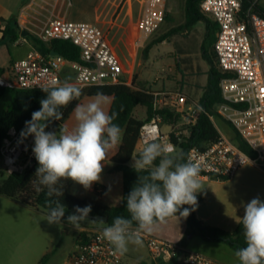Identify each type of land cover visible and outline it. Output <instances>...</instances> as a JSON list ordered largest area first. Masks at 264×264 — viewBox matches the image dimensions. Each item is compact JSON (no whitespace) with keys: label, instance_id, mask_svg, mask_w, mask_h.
Here are the masks:
<instances>
[{"label":"built area","instance_id":"1","mask_svg":"<svg viewBox=\"0 0 264 264\" xmlns=\"http://www.w3.org/2000/svg\"><path fill=\"white\" fill-rule=\"evenodd\" d=\"M137 2L140 17L135 46L141 49L165 22L168 0ZM200 9L218 25L212 51L219 71L227 75L220 83L225 102L217 106V112L232 124L241 138L257 153L256 159L251 158L220 131L218 140L205 149L192 148L188 151L186 161L191 160L201 167L200 179L224 181L233 179L246 164L261 163V167H264V17L252 7L240 18L242 0H202ZM38 39L44 42L70 41L79 48L84 64L68 62L60 55L44 56L39 50L33 49L25 58L12 63L9 76L0 74L1 87L42 90L41 87L53 82L63 83L62 72L65 66L73 69L75 84L81 89L125 84L122 79V64L99 26L51 18ZM25 42L26 39L20 36L15 44ZM236 105L240 107L237 108ZM163 107H170L181 113L186 125H194L203 111L200 103L191 104L182 93L155 92L154 112ZM162 123L159 114L144 123L138 139L139 151L146 142L155 140L177 152L170 136L163 135ZM24 129L25 126L21 130L12 127L2 142L0 167L6 174H23L35 163L32 151L34 136L21 137ZM45 130L50 132L48 128ZM175 135L177 137L181 133L175 132ZM106 226L109 225L86 231V237L78 240L68 264H123L124 255L115 253L113 246L102 238V229ZM143 238L153 264H219L190 251L175 263V255L184 250L181 244L148 235H143Z\"/></svg>","mask_w":264,"mask_h":264},{"label":"clouds","instance_id":"2","mask_svg":"<svg viewBox=\"0 0 264 264\" xmlns=\"http://www.w3.org/2000/svg\"><path fill=\"white\" fill-rule=\"evenodd\" d=\"M41 88L47 96L40 101L41 108L32 113L31 120L25 122L21 137L34 136L32 151L39 166L32 184L37 193L45 192L48 198L46 220L49 224H60L66 208L59 199L51 198L63 195L61 181L71 180L90 190L101 180L102 162L120 144L122 130L113 123L117 114L105 110L107 97L97 93L87 103L76 104L74 126L65 125L59 132H47V122L61 121V109L78 100L82 90L68 81ZM132 160L139 177L127 196L129 217H115L101 233L119 255H124L130 244L142 245L144 234L154 233L168 218L178 216L177 213L179 218H187L189 209L181 211L182 206L189 205L194 211L198 206L197 194L204 188L198 164L184 161L181 154L155 140L146 142ZM91 211V205L77 206L68 215L67 223L76 229L85 221L105 224L101 220L89 221ZM241 223L246 246L234 253L239 264H264V201L257 197L244 205Z\"/></svg>","mask_w":264,"mask_h":264},{"label":"crops","instance_id":"3","mask_svg":"<svg viewBox=\"0 0 264 264\" xmlns=\"http://www.w3.org/2000/svg\"><path fill=\"white\" fill-rule=\"evenodd\" d=\"M251 1L256 5L259 13L264 16V0ZM168 10L167 8V13ZM139 17L140 6L137 0H0V68L5 70V76H9V68L14 61L25 58L30 51L37 49L31 38H39L48 20L59 18L99 26L105 32L112 49L122 64L123 82L131 87L135 73H138L137 67L139 65L137 60L139 49L135 46ZM17 35L24 37L26 42L16 45ZM10 48L14 49L15 52L12 53ZM71 78L75 84L73 69L65 66L62 72V81ZM140 79L144 81L142 78ZM140 87L149 88L144 82H141L138 88ZM206 87L203 91L200 90L196 96L193 91H185L187 98L190 97L188 99L191 104L200 103ZM106 97L105 110L109 113L113 97ZM91 98H84L82 103H87ZM137 111L138 113L141 112L143 116L146 115V109L143 107L136 108L134 115ZM74 123L72 113L64 126L67 125L71 128ZM215 124L218 130L223 133L216 120ZM120 145L121 142L116 149L109 153L108 159L102 162L101 180L94 183L90 190H86V193L90 195V198L87 199L107 207H117L110 204L108 196L113 193L114 188H118L120 191L123 188L122 173L113 170L114 164L111 161L118 153ZM139 152V147H137L134 156H137ZM132 163L133 160L130 161L131 166ZM77 185L75 183L71 191ZM96 185H99L97 190ZM80 187L84 189L82 185ZM198 206L195 209L198 220L206 226L216 227L230 233L236 230L244 215L222 214L220 218L214 219L207 215H200ZM177 215L179 216V214ZM178 216L168 218L166 223L161 224L154 233L144 234L181 244L184 250L175 255L173 262L181 261L185 253L190 251L199 253L219 264H239L238 258L234 255L236 251L234 248L224 242L207 241L198 231L190 229L184 217L179 218ZM46 218L47 215L42 210L31 208L8 198L4 202L1 201L0 264H40L42 258L51 252L52 256L47 264H68L70 255L75 251L80 233L102 227V224L100 226L91 224L93 227L81 226L76 229L71 225L62 223L49 224ZM72 228L77 235L72 244L69 242L64 248L65 240ZM142 239L144 240L143 236ZM127 259L124 257L123 264H141V262L153 264L150 255L147 258L131 257L129 261Z\"/></svg>","mask_w":264,"mask_h":264},{"label":"trees","instance_id":"4","mask_svg":"<svg viewBox=\"0 0 264 264\" xmlns=\"http://www.w3.org/2000/svg\"><path fill=\"white\" fill-rule=\"evenodd\" d=\"M201 2L202 0H186L184 24H182L179 28L166 33L157 41V43H162L168 39L169 35L179 31H189L190 28L194 27L198 23H203L206 28L202 52L203 58L209 64L210 69L208 74V84L204 96L200 101L203 111L199 114L196 123L194 125L187 126L180 136L176 137L175 133H171L169 135L170 140L177 147L176 153L181 154L183 160L186 161L187 153L190 149L198 148L203 150L209 144L218 140L220 132L215 124V118L218 117L225 121L234 132V135L231 136L230 139L251 158L256 159L257 153L241 138L232 124L224 120L217 112V106L225 102L222 97L220 83L223 78L227 77V75H224L219 71L217 62L213 57H211L208 51L207 46L209 49L212 48L214 42L216 41L219 28L213 20L201 12ZM252 7L259 13L256 5H254L251 0H242V10L239 17L243 18ZM18 37L19 35H17L16 40ZM31 39L36 45L37 50H39L44 56H50L52 52H57L68 62L84 64L80 58L79 48L70 41L53 40L51 42H44L35 37H32ZM151 47L152 46H148L147 51ZM4 73L5 70L0 68V74L4 75ZM81 90L82 95L78 100L72 101L66 108L61 109L63 112V119L61 121L53 120L47 122V128L50 132H59V129L64 126L65 122L72 115L76 104L82 103L83 99L86 97H94L97 93L113 97V103L109 114H117L113 123L117 124L121 128L122 141L118 153L111 161L114 164L113 170L121 172L123 176L121 204L117 207H107L90 199L75 197L71 194V189L75 182L71 180H62L61 185H63V195L59 198L52 197L51 199H59L60 203L65 206V215L61 220V223L64 225H69L67 223V217L68 215L74 213L77 206L83 208L87 205H91L92 211L89 215L106 216L108 218V224L106 225L110 226L113 219L117 216H123L125 218L129 217V213L127 212V196L133 186L137 183L139 177V173L133 169L130 165V161L132 160V156L135 155L140 130L144 123L151 120L155 114H159L162 117L164 124L170 128H175L182 122L183 117L181 113L170 107H163L158 112H154L153 104L155 92L148 88L115 84L90 86ZM46 96L47 93L43 90L11 89L0 86V148L8 131L12 127L21 130L25 126V122L31 120L32 113L41 108L40 101L46 98ZM138 107L146 109L145 120L135 117L134 111ZM235 107L239 108L240 105H236ZM138 154L139 153H137V156ZM158 162L159 160L156 161V163ZM38 166V161L35 159L34 165L23 174L14 173L6 175L5 172H0V195L25 204L31 208L42 210L47 215L49 211V205L47 203L48 198L45 196V192L37 193L32 184V181L36 180L34 175ZM98 187L99 185L95 186L96 190ZM197 200L199 204L204 199L202 196L197 195ZM184 208H188L190 212L187 218H184L188 223V226L191 229L198 231L207 241L224 242L236 251L246 246L241 222L236 230L230 233L216 227L204 225L200 220H198L195 210H191V206L184 205L182 206L181 211H183ZM103 225L105 224H102V226ZM86 235V231L81 232L78 239H84ZM51 256L52 252L45 255L40 261V264H47ZM141 264L146 263L141 262Z\"/></svg>","mask_w":264,"mask_h":264},{"label":"rangeland","instance_id":"5","mask_svg":"<svg viewBox=\"0 0 264 264\" xmlns=\"http://www.w3.org/2000/svg\"><path fill=\"white\" fill-rule=\"evenodd\" d=\"M185 1L169 0L167 4V8L169 9L167 19L159 30L145 42L144 47L138 50L137 60L139 65L137 67L138 73H135L132 82L134 87H138L141 82H144L149 87L148 89L154 90V92H179L186 97L185 91H193L196 96L200 90L203 91L205 89L209 64L203 58L202 52L203 40L206 33L203 23H198L190 28L189 31L175 32L169 35L166 41L157 43L163 35L184 24ZM148 46L152 47L147 51ZM207 48L211 57L216 61L212 48L209 49L208 46ZM11 51L12 53L15 52L14 49H11ZM140 78L144 81H141ZM65 81L73 83L72 78L63 80V82ZM135 117L145 120L146 115L143 116L141 112L138 113L137 111ZM217 118H215L216 123L222 129L223 134L227 137L233 136L234 132L231 127L222 119ZM183 122L182 120L175 130L162 123L161 131L163 135H170L175 132L182 134L183 130L187 127ZM0 172H4L2 168ZM201 183L204 188L198 194L203 197L204 201L199 203L200 206H198L200 215H207L214 219L220 218L222 214L241 216V214H244V205L253 198L258 197L264 201V167H261V163L259 165L252 163L244 165L233 179L211 182L201 180ZM71 194L82 199L90 198V195L79 184L73 188ZM121 198L122 191L118 188H114L113 193L108 196L110 204L113 206L120 205ZM6 200V197L0 195V202ZM106 201L108 200L106 199ZM88 220L91 221L92 219ZM91 224L96 226L101 225L85 221L81 223V226L90 228L93 227ZM73 228L70 229V233L67 235L64 248L69 242L72 244L74 237L77 235L73 231ZM149 255L148 247L142 239V245L130 244L124 257L125 259L128 258L127 260L129 261L131 257L147 258Z\"/></svg>","mask_w":264,"mask_h":264},{"label":"water","instance_id":"6","mask_svg":"<svg viewBox=\"0 0 264 264\" xmlns=\"http://www.w3.org/2000/svg\"><path fill=\"white\" fill-rule=\"evenodd\" d=\"M53 56H58L59 54L57 52H52ZM88 219H92V220H101L105 222V225L108 224V218L104 215H96V216H88Z\"/></svg>","mask_w":264,"mask_h":264}]
</instances>
